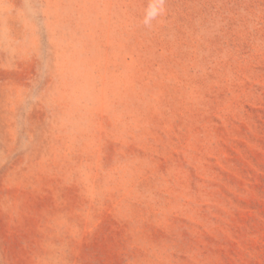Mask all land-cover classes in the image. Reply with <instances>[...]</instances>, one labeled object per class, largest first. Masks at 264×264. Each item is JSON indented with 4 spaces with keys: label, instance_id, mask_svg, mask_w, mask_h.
Returning a JSON list of instances; mask_svg holds the SVG:
<instances>
[{
    "label": "rangeland",
    "instance_id": "rangeland-1",
    "mask_svg": "<svg viewBox=\"0 0 264 264\" xmlns=\"http://www.w3.org/2000/svg\"><path fill=\"white\" fill-rule=\"evenodd\" d=\"M0 264H264V0H0Z\"/></svg>",
    "mask_w": 264,
    "mask_h": 264
}]
</instances>
